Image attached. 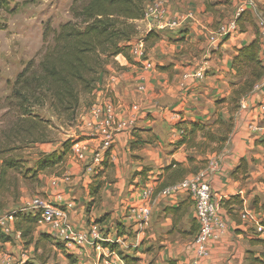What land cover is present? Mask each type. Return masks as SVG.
I'll return each mask as SVG.
<instances>
[{
  "label": "crops",
  "instance_id": "0c3cea01",
  "mask_svg": "<svg viewBox=\"0 0 264 264\" xmlns=\"http://www.w3.org/2000/svg\"><path fill=\"white\" fill-rule=\"evenodd\" d=\"M157 2L156 12L135 22L138 35L129 43L133 62H140L143 54L146 57L143 67L128 63L123 56L106 66L91 105H82L76 120L75 129L85 138L73 146L61 175L39 177L42 198L65 208L66 217L63 228L40 224L35 235H50L79 264H124L103 244L90 246L73 240L75 235H87L94 226L104 242L137 248L134 256L147 259V264H193L197 231L193 206L184 194H165V190L198 171L206 174L218 199L239 196L243 200L241 224L226 216L227 229L210 242L208 256L201 264H247L248 251L261 252L248 240H264L256 210L261 211L264 204V185L260 182L264 178V145L258 139L264 77L257 89L239 100L236 111H230L227 103L216 102L233 97L237 76L231 61L236 51L256 37L264 47V0H211L217 4L214 13L205 11L203 0H152L144 10ZM246 18L256 28L244 22ZM230 24L235 25V31L229 29ZM150 31L159 39L145 51L141 39ZM158 67L168 70L159 71ZM93 104L111 106L115 121L121 124L112 134L107 156L101 149L104 129L90 112ZM134 105L138 111L132 109ZM216 117L224 123L231 119L233 124L221 150L200 154L177 145L181 136L175 125L179 121L207 124ZM134 135L144 144L131 152ZM188 157L194 161L188 163ZM242 161L247 164V178L241 181L240 175V181L234 180L231 174ZM143 169H149L144 182L134 176ZM96 181L102 187L100 199L93 203L89 193ZM33 198H21L23 207L14 210L27 212ZM177 207L179 211L174 214L165 211ZM8 213L0 219L14 231L13 221L5 219ZM116 224L125 227L122 238L114 234ZM107 226L112 229L105 236L102 230ZM127 234H133L132 243ZM10 238L12 242L0 245L1 251L18 256L20 251L27 254L33 250L24 251L15 231ZM8 257L3 255V259Z\"/></svg>",
  "mask_w": 264,
  "mask_h": 264
},
{
  "label": "trees",
  "instance_id": "16d2710c",
  "mask_svg": "<svg viewBox=\"0 0 264 264\" xmlns=\"http://www.w3.org/2000/svg\"><path fill=\"white\" fill-rule=\"evenodd\" d=\"M151 1L74 0L70 7L71 21L60 25L56 30L44 29L40 61L38 63L29 61L16 76L10 95L13 102L11 106H15L16 111L5 113L6 116L13 115L14 121L8 130L0 131V198L8 194L16 199L21 185H26L28 181L39 184V175H49L55 167L64 165L75 143L70 139L61 144L59 151L49 154L40 153L35 166L25 168V161L21 155L23 149L30 144L53 143L55 138L51 137L54 129L51 122L35 114L34 109L48 104L61 126L75 124L82 105H91L93 92L106 66L117 56H123L128 63L134 64L128 54L129 43L137 35L135 22L144 19V6ZM203 1L205 11L214 13L217 4L211 3V0ZM238 21L240 18L237 19ZM249 23L256 28L254 24ZM158 39V35L153 31L148 32L141 39L145 51ZM259 53L260 43L256 37L247 46L237 50L231 61V68L236 76L244 75V79L241 83L238 82V88L233 91V97L230 99L235 104L233 110L238 108V101L253 92L254 87L264 77V67L259 60ZM157 69L167 71L168 67ZM222 102L224 101L216 102V105ZM214 126L223 133L213 134ZM175 128L181 136L178 146L185 145L188 150L194 149L200 154H206L221 150L231 133L233 124L231 119L224 123L216 117L213 123L207 124L179 121ZM81 140L78 139L76 142ZM143 144L141 138L134 135L130 151L133 152ZM262 144L264 145V142ZM187 160L188 163L194 161L189 157ZM173 165L187 173L181 165L175 163ZM246 169L247 164L242 161L232 172L231 177L240 181L238 176L241 175V181L246 179ZM148 171L149 169H143L134 176H139L144 182L147 180ZM262 182L264 183V179ZM101 187V182H94L89 193L92 202L99 200ZM221 205L236 224H241L238 215L242 210L243 200L239 196L224 199ZM261 208L264 211V204ZM4 209L5 204L0 201V211ZM165 211L174 214L179 211V207L167 208ZM9 215L13 219L14 231L19 234L22 246L25 249L31 247L34 258L40 264H45L43 256H48L52 247L64 250V246L55 242L50 235H35L36 228L42 224L38 213L13 211ZM115 232L119 238L126 234L125 227L120 224H116ZM10 242L12 239L0 230V245ZM248 243L250 246L260 247L261 252L248 251L247 264H264V240L254 238L249 239ZM103 246L108 247L110 252L116 249L114 244H103ZM118 256L124 264L138 263V260L131 256H124L121 253H118ZM65 258L68 264H77L73 256L65 254ZM166 264L176 263L170 261Z\"/></svg>",
  "mask_w": 264,
  "mask_h": 264
},
{
  "label": "rangeland",
  "instance_id": "374dc122",
  "mask_svg": "<svg viewBox=\"0 0 264 264\" xmlns=\"http://www.w3.org/2000/svg\"><path fill=\"white\" fill-rule=\"evenodd\" d=\"M73 1L74 0H0V131L8 130V128L11 126L12 121H14L13 115L10 114L9 116H6L5 113L6 111H16L15 106H11L13 102L10 99L13 82L16 76L21 72V70L29 61L32 60L34 63H38L40 61V54L42 53L43 47L42 35L44 29L50 28L56 30L60 25H63L72 20L70 16V7ZM248 21L251 22L247 18L244 20V22ZM136 37H134V39ZM48 41H50L49 38ZM129 52H131V49ZM129 52L128 54L130 57ZM144 57L145 56L143 54L140 62L138 63L133 62L132 60L131 61L134 63V65H136V67L141 69L143 67L142 63L147 60L146 57ZM243 79L244 75H241L240 77L237 76V80L234 82V90L238 88V82L241 83ZM222 103H227L228 109H230V111H236L238 109L237 108L233 110V106H235V104L230 100L224 101ZM34 113L42 119L51 122L54 127L51 137L55 138L53 143H48L45 146L44 144H30L26 147V149L24 148L21 152V155L23 156L25 161V168H33L38 160V155L40 153L49 154L54 151H59L61 148V144L68 139L76 141L78 139L85 138L83 135H81L83 132L75 129L76 123L69 126H61L56 121V118L50 110L48 104L41 108L36 107L34 109ZM212 130L213 134L215 135H221L223 133L221 130H218V127L216 126H214ZM55 147L56 149L54 150ZM52 149L54 151H51ZM61 168L62 166L55 167V169L49 175H61ZM40 176L42 175H39L38 179ZM263 179H261L260 182L264 185V183L262 182ZM41 185V182H39V184H36L34 181H28L26 185L20 186L19 196L16 199L13 195H4L3 198H0L1 203L5 204V209L2 211L8 213L10 211H15L14 209L16 207H23L20 202L21 198L29 199L33 196L42 198V193L40 191ZM223 200V198H220V210L226 218V216L228 215L221 205V202ZM63 210L65 211V208H63ZM256 210L259 215L258 219L260 221H263L264 211H259L258 207ZM5 213H2L0 215H3ZM238 218L240 222H242V218L240 215H238ZM100 225L102 224L100 223ZM111 227L112 226H107L106 228H103L102 232H104L105 236H108L110 234V229H112ZM253 231L254 230H252L251 232ZM114 234L116 235L115 231ZM252 234L254 236L255 232H253ZM132 235L133 234H127L129 243H132L133 241V239H131ZM101 244L111 245L108 242H101L100 245ZM113 244L116 246V249L114 250L116 256H118V253H121L124 256H131L132 258L137 259V264L148 263L147 259L141 260L139 256H134V250L137 248L134 249L131 245L130 247H123L118 242H114ZM22 248L24 247L22 246ZM30 248H24V251H28ZM39 253L40 252H38V254ZM65 254H67L65 252V247L64 250H58L52 247L50 254L48 256H43V261L45 262V264H68V261L65 258ZM3 255H7L10 257H8L7 259H3ZM13 258L14 260H12ZM24 260L25 262L23 264H40L38 260L34 258L33 250H31L30 253L27 254H24L20 251L18 253V256H16L12 253L7 254L4 251H1L0 248V264H21V262H23ZM76 261L77 264H79L77 259Z\"/></svg>",
  "mask_w": 264,
  "mask_h": 264
},
{
  "label": "built area",
  "instance_id": "2783aa9c",
  "mask_svg": "<svg viewBox=\"0 0 264 264\" xmlns=\"http://www.w3.org/2000/svg\"><path fill=\"white\" fill-rule=\"evenodd\" d=\"M158 8L159 6L157 2L156 4H153L151 8L144 10L145 17L156 12ZM240 13L242 14L244 12L240 11ZM229 29L231 31H235V25L230 24ZM221 32L227 34L228 29H222ZM259 60L261 65L264 67V47L262 46V43H260ZM258 87L259 85H256L254 89H257ZM261 88L264 90V83L261 85ZM132 109L134 111H138L135 105ZM90 112L93 118L98 122L97 124L104 129L105 139L102 141L101 149L104 150L106 154L107 150L112 144V134L116 129L119 128L121 124L115 121L112 115L111 106L93 104L90 107ZM261 112L262 126L258 139L264 142V104L261 107ZM79 142L75 141V143L72 145V148ZM176 192L184 194L193 206V219L197 226V232L193 239V251L195 254L193 264H201V261L208 256V246L210 242L217 240L227 229V220L220 210V199L216 198V195L211 189L209 180L206 174L203 172L191 174L180 182L169 186L165 190V194ZM27 212L33 214L38 213L41 217L42 224L50 225L55 229H60L64 226L66 213L63 208L61 206L52 205L44 198H33L29 203ZM5 219H11L13 221L11 215L9 214ZM0 230L3 234L9 237L14 233L13 230L3 225L1 219ZM259 231L260 233L264 234V220L260 222ZM73 240H75V242L86 243L95 246L99 245L101 242H104L105 239L101 236L98 227L94 226L91 228V230H89L87 235H75ZM107 241L109 242V240Z\"/></svg>",
  "mask_w": 264,
  "mask_h": 264
}]
</instances>
